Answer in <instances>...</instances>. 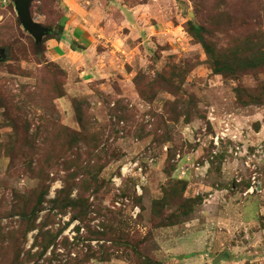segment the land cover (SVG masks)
Masks as SVG:
<instances>
[{
	"label": "rangeland",
	"instance_id": "rangeland-1",
	"mask_svg": "<svg viewBox=\"0 0 264 264\" xmlns=\"http://www.w3.org/2000/svg\"><path fill=\"white\" fill-rule=\"evenodd\" d=\"M31 15L53 35H66L70 51L60 67L46 36L37 47L13 3L0 0V48L6 51L0 62V264H9L13 240L23 243L21 259L38 252L31 249L37 230L23 239L21 213L44 196L40 224L64 188V163L89 159L77 156L76 148L62 156L51 138L34 140V151L28 147L40 128L48 135L56 125L80 131L75 102L90 132L103 133L100 148L110 147L115 159L96 174L95 193L86 192L82 177L74 180L60 207L65 215L57 214L49 227L64 228L62 233L29 264H55L54 254L65 262L68 252L81 259L101 245L110 247L100 241L103 226H113L132 245L139 242L140 254L161 264H264V105L241 107L234 93L264 87V72L214 74L187 33L188 22L203 26L220 50L233 39L264 34V0H36ZM35 48H42L40 54ZM175 68L187 71L178 92L161 87L152 101L140 97L138 75L147 83ZM55 90L61 99H54ZM3 97L14 111L2 107ZM98 159L90 163L97 169L106 158ZM133 163L141 171L116 190L112 181ZM180 195L196 203L178 209ZM164 198L160 219L156 202ZM169 214L176 225L158 228ZM114 250L111 262L89 264H133L130 249Z\"/></svg>",
	"mask_w": 264,
	"mask_h": 264
},
{
	"label": "trees",
	"instance_id": "trees-1",
	"mask_svg": "<svg viewBox=\"0 0 264 264\" xmlns=\"http://www.w3.org/2000/svg\"><path fill=\"white\" fill-rule=\"evenodd\" d=\"M35 2L36 0L32 2L31 8ZM63 17L64 15L61 16L60 20ZM60 27L61 29H63V26ZM187 33L202 47L207 58L205 63L214 74L222 76L224 78H229L238 77L244 74L264 72V34L260 33L246 36L242 40L233 39L230 41L229 46L226 49L220 50L216 48L211 40H208L206 38V36L211 35V33L203 26H198L192 24L191 22H188ZM60 36H62V33L53 35V32L51 30V33L44 38V41H60ZM71 47L73 51H76L78 50L79 46H77L76 43L72 42ZM35 50L37 54H40L42 48H35ZM186 73L187 71L178 73V69L175 68L171 71V75L169 77H166V75H161L157 80L149 81L147 83L145 82V79L142 75H138L135 79V86L137 88L139 87L138 93L140 97H143L144 100L152 101L155 97V94L157 93V90H159L161 87H166L170 91L178 92L179 86L183 82ZM54 92L56 93L54 99H61L63 97L61 91L55 90ZM234 93L237 103L241 107L264 105V87H262L258 91L239 88L235 89ZM48 97L49 99H51V96ZM2 99L3 103H5V105H3L2 107L9 111H14L15 107L9 101L7 102L4 97ZM73 105L75 117L80 131H73L68 127L56 125L52 128V132L48 135V132H41L40 128V130H36L34 136H31L33 137V139L28 147L33 149V147L35 146L34 140L36 139L44 141L51 138V140L53 141L54 150H56L62 156L76 148L77 156L83 154L87 155V158L89 159L83 161L80 159V157H75L64 163L63 167L65 171H67V175L64 179V188L54 200L48 203L50 205L49 212L42 218L40 224H36V221L38 219L40 206L44 202V196H39L37 198L35 206L32 207L29 212L21 213V224L25 227L23 239H25L27 233L37 230V235L34 238L31 249L38 248V252L32 254L31 251H27L24 254V258L21 259V255L23 253V250H21V245H23V243H19L18 241L13 240L11 241V244H8L7 248L10 251V255H12L9 264H29L32 261L37 263L38 260L42 259L48 249L55 244L57 237L62 233L64 229L62 228L58 231H52V228L49 227L54 225L57 214H59L60 216L65 215L64 213L62 214L60 207L65 204L69 193L73 190L75 185L73 183L74 180L78 176L82 177V180L80 182L81 184L85 185L86 192L91 189L94 191L93 193H95L99 189L98 178L96 174L102 168L106 167V165L110 161L108 158L114 157L113 159H115L113 153L110 154V147H108L107 149L104 147L100 148V146L103 145V133H91V124L90 122L86 121V117L82 113L80 104L75 102ZM186 115L189 116L187 113ZM185 119H187L185 120V122L188 123L189 118L185 117ZM23 133L24 136L28 135V128L23 129ZM28 138L27 136L24 137L25 141H27ZM164 141L168 142L169 140L166 138L164 139ZM43 151L45 150L42 149V152ZM47 152L49 151L47 150L44 153L45 156H48V154H46ZM101 155L106 158L105 165L99 166L98 169L96 167V164L90 165L91 161L93 160H95L98 164L101 161V159H98L101 157ZM96 159H98L99 161H97ZM46 162L50 163V159H47ZM180 185L182 191H184L185 185L182 183H180ZM179 197L181 201L180 204H174V206H177L178 209H180L181 207L182 209L185 208L187 204L193 205L196 203L195 199L187 200L183 198L182 195H180ZM163 200L164 201L160 200L156 202V205L161 206L160 210L157 213V218H163V210L165 206L168 205V199L164 198ZM69 201L70 203H72L71 200ZM54 211L57 213L53 214L52 212ZM173 219H176V216H174V214H169L165 220L161 221L160 224L157 225V227H174L176 225V222H172ZM72 220H74V218ZM115 221V218L111 220L112 223H114ZM117 232L118 231L113 226H103V233L100 235L102 240L100 241H104V244L110 243V247H104L103 245H101L99 246L97 252L91 251L90 254L83 256V258L81 259H78L79 254L78 256H76L77 258L71 259L69 257L70 253L68 252V260H66L65 262H63L59 258V255L54 254L53 260L55 261V264H89L91 260L97 261L99 263H109L113 259V253H118L117 250H114L115 245L120 249L126 248L131 250L133 256V264H161L160 262L155 261L149 257L142 256L139 250V242L132 245L129 242V237L127 238V236ZM65 242L67 243L66 247H68V241L66 240ZM3 244H5L4 241ZM111 251L113 252L111 253ZM49 262L51 264V260Z\"/></svg>",
	"mask_w": 264,
	"mask_h": 264
},
{
	"label": "water",
	"instance_id": "water-1",
	"mask_svg": "<svg viewBox=\"0 0 264 264\" xmlns=\"http://www.w3.org/2000/svg\"><path fill=\"white\" fill-rule=\"evenodd\" d=\"M10 1L14 5L19 23L24 31H26L34 40L35 45L39 47L45 36L51 33V30L43 27L39 23L35 22L31 17L30 8L31 4L35 0H6ZM6 59V51L0 48V62ZM220 257H217L214 261L216 263Z\"/></svg>",
	"mask_w": 264,
	"mask_h": 264
},
{
	"label": "crops",
	"instance_id": "crops-1",
	"mask_svg": "<svg viewBox=\"0 0 264 264\" xmlns=\"http://www.w3.org/2000/svg\"><path fill=\"white\" fill-rule=\"evenodd\" d=\"M65 16H66V14H65ZM65 16L63 18H65ZM48 45L51 49V52H54V54H55L54 57H56V60H55L56 63H58V65L61 67L60 63H63V60L65 59L66 55L69 53L68 51H70L66 35L63 34L61 36L60 41L49 40ZM233 220H236V219L232 218L231 221H233ZM198 234H200V233L195 234V236H194L195 239L197 237H199ZM215 235H216V239H219L220 236H218V233L217 234L215 233ZM188 240H189V238H188Z\"/></svg>",
	"mask_w": 264,
	"mask_h": 264
},
{
	"label": "built area",
	"instance_id": "built-area-1",
	"mask_svg": "<svg viewBox=\"0 0 264 264\" xmlns=\"http://www.w3.org/2000/svg\"><path fill=\"white\" fill-rule=\"evenodd\" d=\"M136 170H138L139 172L141 171V168L139 167V163H133V164H128L124 166L120 171L121 176H116V178L112 181L116 190L119 189L122 183V180L126 178L127 176L133 174Z\"/></svg>",
	"mask_w": 264,
	"mask_h": 264
}]
</instances>
